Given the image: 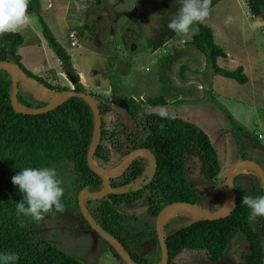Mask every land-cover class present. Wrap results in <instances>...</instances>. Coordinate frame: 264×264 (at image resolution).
Returning <instances> with one entry per match:
<instances>
[{
  "label": "rangeland",
  "instance_id": "obj_1",
  "mask_svg": "<svg viewBox=\"0 0 264 264\" xmlns=\"http://www.w3.org/2000/svg\"><path fill=\"white\" fill-rule=\"evenodd\" d=\"M246 1L219 0L211 7L210 16L204 22L213 28L215 41L225 50L233 52L235 57H221L219 65L234 68L238 60L247 64L249 80L244 83L213 73L201 51L190 43L181 45L180 40H188L197 30V24L185 35L168 38L163 46L156 49L149 47L147 39H154L160 29L162 2L39 1V13L69 52L79 81L86 92L93 93L94 99L101 97L105 101L113 93L136 99L163 96L166 100L163 106L170 114L188 119L207 133L217 150L220 164L218 182L202 176L198 156L187 158L186 172L189 182L201 193L198 204L211 211H215L223 201L227 206L228 201L224 199L227 194L226 174L230 166L242 158L241 154L264 167V14L251 17ZM144 13L147 17L142 19L140 14ZM36 14L29 9L32 23L18 31L23 36L17 47L21 61L30 71L50 83L74 87L75 83L65 74L59 58L43 36ZM228 16L233 17V22L226 26L224 21ZM84 23L89 27H83ZM75 28L78 45H71L68 32ZM258 59L261 60L259 65ZM182 63L186 65L182 66ZM17 79L19 92L31 106L47 103L59 93L27 76L19 68ZM109 107L104 115L109 121V128L120 132L128 127L130 130L138 129L139 136L144 134L142 128L132 123L119 106L109 103ZM151 110L159 109L152 106ZM108 146L110 159L99 164L111 178L118 181L122 174H129L130 166H135L140 169V175L132 181L133 188L147 180L154 166V159L148 151L132 149L126 134L121 132L118 144ZM49 167L57 170L65 192L74 194L71 166L57 160ZM255 174L247 166L236 170L240 183L246 180L257 185ZM149 198V191H145L140 199L122 203L120 208L124 213L136 216L134 221L126 223L129 247L149 262H156L163 252L154 232L156 216L153 218L147 212ZM180 214L194 216L183 208H172L166 212L163 223ZM182 223L176 220L171 226L163 227L164 233L168 234ZM249 223L256 225L255 221L249 220ZM35 228L39 230V236L52 241L85 264H126L117 258L102 237L86 226L76 205L71 204L63 212L54 213L38 222ZM259 229L263 231L261 226ZM247 251L244 234L237 232L218 261H212L203 249H183L173 263L243 264L242 256Z\"/></svg>",
  "mask_w": 264,
  "mask_h": 264
},
{
  "label": "trees",
  "instance_id": "obj_2",
  "mask_svg": "<svg viewBox=\"0 0 264 264\" xmlns=\"http://www.w3.org/2000/svg\"><path fill=\"white\" fill-rule=\"evenodd\" d=\"M39 1L29 0V9L37 13L41 32L59 58L65 74L69 78L78 77L69 52L39 13ZM156 1L164 5L161 9L160 29L154 39H147V44L153 49L163 46L168 38L177 35L168 28V23L181 7L180 0ZM218 1L212 0V6ZM247 6L254 16L264 14V0H247ZM146 14H140V17L146 18ZM83 27L88 28L89 25L84 23ZM22 41L23 36L19 32L0 37V60H11L27 76L42 82L48 88L59 92L69 88L67 85L50 83L44 77L30 71L21 61V54L17 50ZM186 43L194 45L204 54L206 64L210 66L213 73L231 77L240 83L247 81L248 76L241 64L234 68H226L217 63L218 57H226L227 54L225 49L215 41L213 28L209 24L197 23V30L192 33ZM83 86L77 78L73 88L85 90ZM10 93V74L0 67V253L5 251L17 253L19 259L16 264H85L52 241L39 236V230L35 228L38 222L30 217L16 216L15 205L23 199V194L18 186L12 184L11 177L27 167H49L57 160L66 162L72 168L75 190L71 195L64 190L62 203L64 208L71 204L76 205L86 226L93 230L83 217L77 200V194L82 187L95 191L102 186L101 177L89 168L86 161V153L93 132L92 110L83 98L71 96L46 112L36 114L16 112L11 106ZM89 94L93 95V93ZM18 100L26 106L31 105L20 92H18ZM96 102L102 118L100 142L94 151V159L98 165H100L99 162L109 161L108 144L112 146L118 144V134L121 132L126 134L132 149H144L151 154L155 167L152 168L153 174L150 179L133 188L132 181L140 175V169L130 166L128 175L122 174L118 181L111 178L113 186L130 187L129 190L119 193L109 192L102 198H85V204L95 219L125 245L137 262L157 264L160 257L156 262H149L129 247L127 239L129 230L126 228V223L134 221L136 216L124 213L120 205L132 203L140 199L145 191H149L147 212L155 218L167 202L186 200L198 203L201 193L187 179V158L198 156L202 176L217 183L220 172L217 150L207 133L188 119L174 114L162 119L153 114L156 111L151 110L152 106L165 104L166 100L163 96L136 99L124 98L113 93L105 101L100 97ZM109 103L119 106L132 123L142 128L141 132L144 131V134L139 136L138 129L130 130L128 127L122 128L120 132L109 128V121L107 122L104 116L110 109ZM41 104L43 103L38 105ZM161 124L164 125L163 131L159 127ZM240 157L246 156L241 154ZM254 179L257 185L246 180L240 183L237 181L236 174L234 175L236 205L225 217L207 219L195 214L192 217L180 214L168 218L163 227L171 226L176 220H181L183 223L173 227L175 229L172 228L173 230L168 234L164 233L169 254L167 264H174V258L183 249H203L212 261H218L237 232L244 234L248 247V251L242 256L243 264H262L264 217L257 218L256 225L250 224L249 209L241 204L243 194L263 195L257 174ZM54 213L56 211L53 210L46 214L44 219ZM21 220L24 221V227H20ZM260 226L263 231L259 229ZM154 232H156L155 229ZM105 242L117 258L124 261L106 240Z\"/></svg>",
  "mask_w": 264,
  "mask_h": 264
},
{
  "label": "clouds",
  "instance_id": "obj_3",
  "mask_svg": "<svg viewBox=\"0 0 264 264\" xmlns=\"http://www.w3.org/2000/svg\"><path fill=\"white\" fill-rule=\"evenodd\" d=\"M180 3L181 7L168 23V28L177 35L187 34L194 24L204 23L210 16L212 0H180ZM232 22L233 17L231 16L226 17L224 21L226 26ZM31 23L29 0H0V37L16 33L30 26ZM158 109L153 114L162 119L169 118L170 113L166 106H158ZM159 127L163 131L164 125L161 124ZM11 181L23 194V199L15 205L18 218L20 216L30 217L40 222L44 220L46 214L53 210L64 211L63 181L58 177L55 168L27 167L13 175ZM241 204L249 209L248 219L250 221L254 222L257 218L264 217V195L243 194ZM20 227H24L23 220L20 221ZM18 259L19 256L15 252L0 253V264H16Z\"/></svg>",
  "mask_w": 264,
  "mask_h": 264
},
{
  "label": "water",
  "instance_id": "obj_4",
  "mask_svg": "<svg viewBox=\"0 0 264 264\" xmlns=\"http://www.w3.org/2000/svg\"><path fill=\"white\" fill-rule=\"evenodd\" d=\"M0 67L6 69L9 72L11 77V93H10V102L11 106L14 111L21 112V113H30L36 114L41 112H46L55 108L57 105L61 104L63 101L68 99L71 96H79L83 98L90 106L92 113H93V132L91 136V140L89 143V147L86 153V161L93 171H95L102 179V189L99 190H88L86 187H82L78 194L77 200L80 207V211L85 218V220L89 223L92 229L104 240H106L119 254V256L125 261L126 264H140L137 262L125 247V245L112 233L107 231L91 214L88 207L85 204V198H102L107 195L109 192H126L130 189V187H118L113 186L111 182L110 175L100 166L94 159V151L97 148L100 137H101V124L102 118L100 114L99 105L94 99V97L86 92L85 90H76L73 87H69L64 89L62 92H59L58 95L52 99L51 101L36 105V106H26L22 104L18 100V79H17V68L18 66L12 62L11 60H0ZM78 77H71V82H76ZM247 166L250 167L255 171V173L260 178L261 187L264 195V169L263 167L256 162L255 160L249 158H239L237 159L229 168L226 178H225V188L227 192L228 203L227 206L223 210L211 211L202 206L198 203L186 201V200H174L171 202H167L164 204L161 209L156 214V221H155V229L157 237L160 241L162 246V257L158 261L157 264H167L169 259L168 248L165 242L164 237V229H163V219L166 212L172 208H183L189 212L194 213L195 215L207 218V219H216L220 217H225L229 215V213L234 209L236 205V191L234 187V175L236 174V170L239 167ZM155 167V166H154ZM153 171L151 172L150 176L147 178L150 179ZM233 187H229V186ZM262 264H264V252L262 257Z\"/></svg>",
  "mask_w": 264,
  "mask_h": 264
},
{
  "label": "crops",
  "instance_id": "obj_5",
  "mask_svg": "<svg viewBox=\"0 0 264 264\" xmlns=\"http://www.w3.org/2000/svg\"><path fill=\"white\" fill-rule=\"evenodd\" d=\"M246 3H247V1H246ZM216 4H217V3H216ZM216 4H215V5H216ZM215 5H214V6H215ZM148 6H150V4H149ZM136 10H137V12H139L138 9H136ZM140 12H141V11H140ZM248 12H249V10H248ZM249 14H250L251 17H258V16H253V15H251V13H249ZM69 27H70V26H69ZM69 27H68V28H69ZM53 33H54V32H53ZM190 37H191V36H190ZM186 41H187V40H185V41H181V40H180L181 45L183 46L184 43H186ZM225 51H226V54H227L226 57L229 56V57H231L230 59H235V57H233V55H232L233 52L231 53V52H229V50H225ZM234 54H236V53H234ZM220 58H221V57H218V58H217V63H218V64H220V63H219V59H220ZM223 58H225V57H223ZM236 58H237V57H236ZM260 61H261V60L258 59V61H257V62H258V65H259ZM234 62H235V61H234ZM238 62H239V63H237L236 65L241 64V65L243 66V70L247 73V70H248V69H247V64L244 63L243 61H239V60H238ZM185 65H186V63H182V66H185ZM236 65H235V66H236ZM247 76H248V73H247ZM248 80H249V77H248V79H247L246 82H248ZM225 200L228 201V198H225ZM223 202H224V201H223ZM223 202H222L221 205L217 208L218 210L224 209V208L226 207V205H224Z\"/></svg>",
  "mask_w": 264,
  "mask_h": 264
},
{
  "label": "built area",
  "instance_id": "obj_6",
  "mask_svg": "<svg viewBox=\"0 0 264 264\" xmlns=\"http://www.w3.org/2000/svg\"><path fill=\"white\" fill-rule=\"evenodd\" d=\"M264 32V29L262 30ZM77 29H70L68 32V36L70 37V44L71 45H78V40L76 38Z\"/></svg>",
  "mask_w": 264,
  "mask_h": 264
},
{
  "label": "flooded vegetation",
  "instance_id": "obj_7",
  "mask_svg": "<svg viewBox=\"0 0 264 264\" xmlns=\"http://www.w3.org/2000/svg\"><path fill=\"white\" fill-rule=\"evenodd\" d=\"M150 174H151V172H150ZM111 182H112V179H111ZM116 183H118V182H116Z\"/></svg>",
  "mask_w": 264,
  "mask_h": 264
}]
</instances>
